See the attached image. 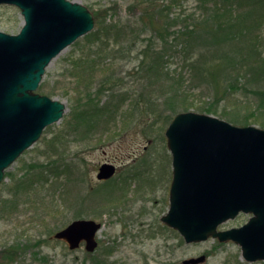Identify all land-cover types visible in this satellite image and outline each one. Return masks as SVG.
Wrapping results in <instances>:
<instances>
[{
  "label": "rangeland",
  "instance_id": "rangeland-1",
  "mask_svg": "<svg viewBox=\"0 0 264 264\" xmlns=\"http://www.w3.org/2000/svg\"><path fill=\"white\" fill-rule=\"evenodd\" d=\"M69 1L86 6L92 14L99 9L108 12L102 19L94 18L93 30L65 48L45 70L37 93L64 104L65 111L4 171L0 183V264H184L202 257L199 264H264L244 261L240 246L231 241L209 238L188 244L161 221L169 208L172 178L165 130L174 115L194 112L264 130V0H255L252 6L253 0L240 2L239 11L222 25L232 41L215 47L220 54L210 53L213 48L203 51L211 45L209 38L195 46L200 51L193 54V60L207 61L211 75L202 80L196 69H188L189 62L183 57L169 59L166 66L171 82L136 75V54L149 33L140 37L145 40L143 45L137 44L129 56L123 57V51L114 53L132 45L123 26L138 20L142 25L138 18L141 7L135 0ZM151 2L156 16L164 4L161 17L168 24L177 16L188 22L222 8L218 0ZM242 15L246 21L235 26ZM22 25L19 9L0 6V32L15 35ZM100 41L108 47L104 62L81 68L86 63L84 55L93 52ZM213 55L220 56L219 60ZM221 58L231 63H221ZM213 77L216 84L209 81ZM107 78L123 81V97L130 101L123 102L119 92L98 89L108 87L101 82ZM169 93L175 99L168 106L164 99ZM97 106L103 109L94 116L89 114L88 125L77 123ZM51 162H56V170L49 168ZM104 162L114 163L119 170L109 181H97L96 173ZM76 219L103 225L93 254H88L83 244L69 251L64 242L52 239L54 232ZM248 219L249 215L239 214L219 225L217 231L238 228ZM14 242L20 243L23 251L6 263L2 249Z\"/></svg>",
  "mask_w": 264,
  "mask_h": 264
},
{
  "label": "water",
  "instance_id": "water-1",
  "mask_svg": "<svg viewBox=\"0 0 264 264\" xmlns=\"http://www.w3.org/2000/svg\"><path fill=\"white\" fill-rule=\"evenodd\" d=\"M18 7L24 24L17 35L0 32V182L3 171L59 121L64 104L34 93L46 67L62 50L94 26L91 12L69 0H0ZM165 136L172 154L169 210L162 221L186 242L208 237L233 240L247 261L264 260V130L236 127L204 114H177ZM115 166L103 164L97 178ZM253 213L240 228L217 232L239 212ZM101 224L77 220L54 235L70 250L97 246ZM202 258L185 261L196 264Z\"/></svg>",
  "mask_w": 264,
  "mask_h": 264
},
{
  "label": "trees",
  "instance_id": "trees-1",
  "mask_svg": "<svg viewBox=\"0 0 264 264\" xmlns=\"http://www.w3.org/2000/svg\"><path fill=\"white\" fill-rule=\"evenodd\" d=\"M138 5L141 7V14L138 18H140V23L138 21L133 22L132 25H126L123 26L119 24L120 26H123V33L124 35L130 36L129 42L132 43L130 47L118 48L117 51L114 53H120L123 51V57L129 56L132 52V50L136 47L137 44L143 45L142 41L140 40V37H146V33H149L150 35L147 37V42L145 45H143L140 48V52L137 55L138 58V65L136 68V75L140 76V79L144 76V74L151 75V78H156L160 80H166L167 82H171L172 78H170L171 73L169 68L166 66L167 61L169 59H175V58H184L185 63H188V69L189 67L191 69H196L197 74L199 77H201L202 80L207 78L210 73V64L206 62H202L201 59H197V61H194L192 57H194V53H197L200 51V48H195L196 45L201 46L200 42L209 38V43H211L210 47H203V51L205 53H208L209 49L207 48H213L217 45H221L220 43H230L232 41V35L229 31L225 30L224 33L222 29L223 24L226 23L229 16H233L234 13L239 11V4L243 0H218L216 2L219 5V2H221V9L217 10L216 8L212 9L213 13L206 14L208 17L203 16L202 18H194L192 21L183 22V20H180V17H174L172 18V23H163L162 15V7L164 4L160 5V15L156 16L155 13V6L151 2V0H135ZM252 2L249 3L250 6H252ZM200 2V0H199ZM235 4V5H234ZM114 8H116L114 6ZM111 9V8H110ZM108 12L107 9L105 10H97V12H94L95 19L103 16V13ZM143 14V15H142ZM219 14H221V17H219ZM241 16V18H238L235 26L240 27L241 24H243L246 21V17ZM193 17V16H191ZM219 18V22H218ZM185 20V19H184ZM222 28V29H221ZM148 29V30H147ZM147 30V31H146ZM145 31V32H144ZM228 37V38H227ZM91 41V36H87L86 40ZM97 39V38H96ZM95 43V42H94ZM139 46L137 48H139ZM136 48V49H137ZM108 47L107 44L104 41H100L95 50L92 52L89 50V52L84 55V60L86 63L81 64V68L85 64H93L99 65L102 64L106 58L104 55L105 52H107ZM210 53L220 54L221 51L214 50ZM109 54V53H107ZM217 60H219L220 56L213 55ZM221 63H231L230 60H225L221 58ZM185 65L184 67H186ZM209 66V67H208ZM86 70V69H85ZM143 74V76H142ZM172 75H175L172 73ZM212 80H209L210 83L216 84L217 79L212 78ZM104 81V82H103ZM119 80H114L112 78H107L102 80L103 85L108 86L107 88H98L102 89L106 92L116 93L119 92V98L123 97V90L126 89L125 85L123 84V81L118 82ZM169 85V84H168ZM102 86V85H101ZM99 86V87H101ZM170 88V85H169ZM171 89V88H170ZM118 94V93H117ZM98 98V94L94 95ZM173 95L168 94V97L164 99V103L170 105L175 99V97H172ZM138 97L140 98L141 95L139 94ZM130 101V97L124 98L123 102ZM143 105H146V102H143ZM87 106H90V102H87ZM122 107V106H121ZM120 107V108H121ZM103 108H95L92 111L85 112L80 118V120L77 122L78 124L88 125V120L91 119V116H94L96 113L100 112ZM90 114V115H89ZM48 165V164H47ZM56 162H51L48 166L52 170H56ZM3 256L2 261L4 262H12L13 258L17 256L19 252L23 251V248L20 247V243L14 242L13 244L9 245L6 248H3ZM1 250V251H2ZM10 264V263H7Z\"/></svg>",
  "mask_w": 264,
  "mask_h": 264
}]
</instances>
